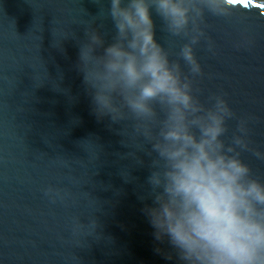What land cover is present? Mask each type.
<instances>
[{
	"label": "water",
	"instance_id": "obj_1",
	"mask_svg": "<svg viewBox=\"0 0 264 264\" xmlns=\"http://www.w3.org/2000/svg\"><path fill=\"white\" fill-rule=\"evenodd\" d=\"M233 7V20L210 21L214 50L197 49L201 86L255 117L251 137L264 146V0ZM99 9L0 0V264H177L155 252L138 199L148 170L125 156L130 132L93 113L76 40H64L82 38ZM127 169L138 179L126 182Z\"/></svg>",
	"mask_w": 264,
	"mask_h": 264
},
{
	"label": "clouds",
	"instance_id": "obj_2",
	"mask_svg": "<svg viewBox=\"0 0 264 264\" xmlns=\"http://www.w3.org/2000/svg\"><path fill=\"white\" fill-rule=\"evenodd\" d=\"M75 67L98 119L124 125L125 154L148 175L141 212L155 252L177 264H264V146L223 92L201 86L212 19L244 0H96ZM158 33H163L166 43ZM62 40L57 47L62 49ZM126 182L137 177L127 169ZM52 191V189H48ZM81 226H84L79 221ZM90 223L98 226L93 217Z\"/></svg>",
	"mask_w": 264,
	"mask_h": 264
},
{
	"label": "snow or ice",
	"instance_id": "obj_3",
	"mask_svg": "<svg viewBox=\"0 0 264 264\" xmlns=\"http://www.w3.org/2000/svg\"><path fill=\"white\" fill-rule=\"evenodd\" d=\"M248 2V0H244V3H247Z\"/></svg>",
	"mask_w": 264,
	"mask_h": 264
}]
</instances>
